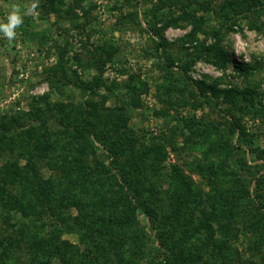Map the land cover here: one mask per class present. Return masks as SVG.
<instances>
[{
  "label": "trees",
  "instance_id": "trees-1",
  "mask_svg": "<svg viewBox=\"0 0 264 264\" xmlns=\"http://www.w3.org/2000/svg\"><path fill=\"white\" fill-rule=\"evenodd\" d=\"M83 1L49 0L55 13L72 17ZM213 1L159 0L154 15L162 23L154 29L162 38L157 48L167 88L176 59L185 73L197 57L223 70L232 62L245 76L264 67L256 59L238 62L223 43L243 20L262 30L264 0ZM167 5L180 12L159 14ZM179 22L192 25L178 40L197 49L188 62L166 53L164 30ZM57 49V63L46 73L51 84L72 80L69 69L76 64L102 69L99 55L68 57L64 47ZM187 79L193 106L219 109L221 124L203 127L193 116L170 115L173 101L165 100L168 109L155 113L168 131L141 134L129 127L124 110L113 116L95 100L101 73L92 83L80 80L89 91L85 103L53 104L45 94L36 118L15 107L0 115V264H264V148L242 123L244 115L235 113L264 125V90L261 83L222 86V76ZM55 117L59 128L49 125ZM177 134L183 135L181 148L201 156L167 168L166 143L176 150ZM66 233L77 234L78 242Z\"/></svg>",
  "mask_w": 264,
  "mask_h": 264
},
{
  "label": "rangeland",
  "instance_id": "rangeland-1",
  "mask_svg": "<svg viewBox=\"0 0 264 264\" xmlns=\"http://www.w3.org/2000/svg\"><path fill=\"white\" fill-rule=\"evenodd\" d=\"M68 1L73 0H66ZM216 2L218 1H213ZM157 4L159 0H84L82 8H77L78 15L72 17L55 13L50 9L49 0H0V22H6L13 7L18 8L22 16V23L15 29L12 41L0 35V115L12 113L10 109L15 107L31 112L30 115L36 118L33 112L35 108H45L40 100V96L45 94H48L47 99L53 104L85 103L89 91L84 90L80 80L92 83L94 77L101 73L103 83L98 87L95 100L104 103L105 108L113 110V116L124 110L129 127L141 134L156 136L162 130L168 131L163 117L155 113L168 109L163 108L167 105L165 100L173 101V107L167 110L170 115L193 116L200 122V126L204 123L221 124L219 109L213 110L205 103L203 106H193L195 96L189 92L193 84L188 81V76L208 80L222 76V86L239 88L261 83L259 91L264 90V67L245 76L234 70L232 62L223 70L210 62L198 60V57L186 73L178 67L179 61L176 59L168 78L172 80L171 87L167 88L169 82H166L165 74L160 68L161 59L165 58L162 50L157 48L162 38L154 29L155 25L159 28L162 23L154 15ZM195 5L194 3L193 6ZM173 8L176 13L180 12L176 6L170 8L169 5L158 12L168 15ZM196 12L198 15H208L207 11ZM209 18L211 24L215 23L213 16ZM261 19L264 23V14ZM240 26L225 36L223 43L226 50L238 62H253L256 59L263 64L264 24L260 31L249 28L245 20ZM191 29L192 25L184 22L167 27L164 37L170 48L166 53H172L181 62L190 61L197 49H194V44L186 42L182 45L178 40ZM199 38L203 39L204 34L201 33ZM211 40L212 38H207L206 41ZM58 46L68 51V57L80 53L85 59L90 56L89 51L93 54L92 58L99 55L103 60L102 69H98L100 64L95 67L89 63L85 68L76 64L71 67L76 68V74L69 69L73 73H69L72 80L51 84L46 73L57 63ZM187 82L190 84L186 86ZM158 86L164 87L161 89L163 100L159 98ZM133 97H138V104H132ZM235 113L238 116L244 115L242 123H245L248 132L257 134L256 145L264 148V125L257 120L256 123L242 112ZM175 123L177 122L172 121L171 124ZM49 125L52 128L60 127L56 117L49 121ZM174 144L177 146L176 150L166 143L167 158L163 166L167 168L173 164H184L194 155L201 156L199 150L195 149L190 153L181 148L183 135L177 134ZM99 152L101 153L100 149ZM254 157L253 153L250 158ZM43 172L45 175L49 174L46 168ZM194 177L199 181L197 175ZM72 213L76 214L74 208ZM64 237L74 243L79 240L77 234L66 233ZM239 243L241 249L245 250L246 242Z\"/></svg>",
  "mask_w": 264,
  "mask_h": 264
},
{
  "label": "clouds",
  "instance_id": "clouds-1",
  "mask_svg": "<svg viewBox=\"0 0 264 264\" xmlns=\"http://www.w3.org/2000/svg\"><path fill=\"white\" fill-rule=\"evenodd\" d=\"M22 23V16L19 9L13 7L8 13L6 22H0V35L12 41L15 37V29Z\"/></svg>",
  "mask_w": 264,
  "mask_h": 264
}]
</instances>
